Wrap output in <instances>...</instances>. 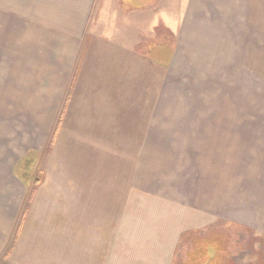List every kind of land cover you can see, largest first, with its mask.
<instances>
[{
  "label": "crops",
  "instance_id": "obj_1",
  "mask_svg": "<svg viewBox=\"0 0 264 264\" xmlns=\"http://www.w3.org/2000/svg\"><path fill=\"white\" fill-rule=\"evenodd\" d=\"M100 1L0 0V255L25 204L14 170L40 156L54 130L57 144L83 147L64 159L83 153L91 176L99 145L138 146L107 157L106 180L121 179L125 198L150 200L137 208L173 214L161 219L162 244L130 248V200L98 221L96 184L76 188L85 200L75 201L73 223L88 241L75 264H171L181 233L218 223L264 238V0H134L111 19ZM131 57L168 66L157 89L146 71L133 88L125 69L108 65ZM21 215L14 246L35 224Z\"/></svg>",
  "mask_w": 264,
  "mask_h": 264
},
{
  "label": "rangeland",
  "instance_id": "obj_2",
  "mask_svg": "<svg viewBox=\"0 0 264 264\" xmlns=\"http://www.w3.org/2000/svg\"><path fill=\"white\" fill-rule=\"evenodd\" d=\"M100 5V8L107 14L105 16L100 11L103 17L111 19L114 10L117 12L120 6L125 9L124 5L133 7L135 1L122 0L120 4V0H102ZM171 39L172 37L169 34L163 33L164 44L171 42ZM141 49L144 48L139 46V50L143 51ZM134 58L131 57L129 64H119V60L122 61V59L115 58V63L108 65L109 67L115 65L116 69H113L115 72L122 73L125 69L132 77L130 83L133 88L136 87L140 78L139 71H146L148 74L146 75L147 79L152 78L154 81L150 82L151 86L157 89L161 75L165 74L168 66H162L159 70H155L147 65H142L145 60L144 57L137 58V62L134 61ZM102 67L104 65H101L100 68ZM119 68L121 70H118ZM146 99L147 103L151 105L153 94L148 92ZM137 108L139 107L137 106ZM55 134L56 130L50 135L48 144L40 156L31 154V159L27 164H21L20 162L14 170L19 180H21V176L26 175L23 176L25 204L20 210L19 218H22L21 213L25 215L27 211L26 218L31 219L35 224L27 226L15 246L16 236L19 235L16 234L18 229L15 230L14 228L15 231L11 234L12 237L10 236L8 245L0 255V264L18 263L19 258L22 260L28 259L29 263L58 264L64 252L66 253V257L63 258L65 263L75 264L76 254L84 252L88 241V238L84 235V229L75 226L73 223L76 210L75 201L85 200L82 193H76L75 191L76 188L80 191L86 186L90 187L91 183L96 184L97 187L96 201L104 206L99 209L98 221L107 212L117 216L120 214L117 207L125 206L130 200V209L127 215L125 214V218L129 220V224L125 226L128 231L126 241L128 247L148 251L153 249V246L156 247L162 244L161 219H164L168 212H171V216H173L172 211L164 208L162 210L152 209L149 205L145 208H137L138 201L150 200L133 192L129 198L128 193H126L125 198L121 196L123 190L121 179L119 182H111V184L106 180L107 165L109 164L107 162L109 158L107 157L112 152L125 151L123 154H133L138 151V146L99 145L98 173L95 175V169H93L91 176L90 160L86 161L83 153L78 161L64 159V157H70V149L76 156V151L80 152L83 147L76 145L61 146L56 143L57 137ZM92 163L95 164L94 158ZM24 165H27L26 170L22 169ZM35 181L38 183H35ZM65 202L67 203L65 204ZM64 219L70 223L67 229L61 223V220ZM139 222L143 224L142 227H138ZM149 223L153 224L152 227L148 226ZM64 237L66 240H64ZM57 247L61 248L60 255ZM194 247L195 250H193ZM169 248L170 252L175 251L174 256L170 259L171 264H264V238L257 237L250 230L224 223L212 225L199 232H183L176 241H172ZM45 252L47 254L43 256ZM48 252H52L50 259L47 258ZM7 254L12 256H7ZM124 259L127 260L128 258L125 257ZM135 260L131 257L129 264H137Z\"/></svg>",
  "mask_w": 264,
  "mask_h": 264
},
{
  "label": "trees",
  "instance_id": "obj_3",
  "mask_svg": "<svg viewBox=\"0 0 264 264\" xmlns=\"http://www.w3.org/2000/svg\"><path fill=\"white\" fill-rule=\"evenodd\" d=\"M30 157H31V155L28 156V157H26L23 161H21V164H22V163H26V164H27L28 161H29V159H31ZM23 167H24V168H22V169H24V170L27 169V165H24ZM27 175H28V174H27ZM23 176H26V175H23ZM23 176L20 177L22 182H24V180H23L24 177H23ZM35 183H38V182L35 181ZM27 187H28V186H27ZM31 194H32V191H31ZM27 197H28V196H27ZM27 197H26V198H27ZM19 223H21V219L19 220ZM19 223H18L17 229H19V227H20V224H19ZM17 233H18V230H16V234H17Z\"/></svg>",
  "mask_w": 264,
  "mask_h": 264
}]
</instances>
